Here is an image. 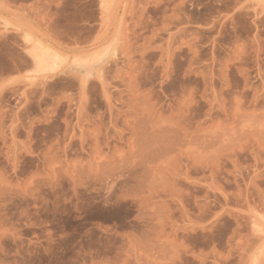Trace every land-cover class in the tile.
Segmentation results:
<instances>
[{
  "label": "rangeland",
  "instance_id": "rangeland-1",
  "mask_svg": "<svg viewBox=\"0 0 264 264\" xmlns=\"http://www.w3.org/2000/svg\"><path fill=\"white\" fill-rule=\"evenodd\" d=\"M0 264H264V0H0Z\"/></svg>",
  "mask_w": 264,
  "mask_h": 264
},
{
  "label": "bare ground",
  "instance_id": "bare-ground-1",
  "mask_svg": "<svg viewBox=\"0 0 264 264\" xmlns=\"http://www.w3.org/2000/svg\"><path fill=\"white\" fill-rule=\"evenodd\" d=\"M44 52H46V51H44ZM36 53V52H35ZM39 55V54H38ZM34 56L36 57V58H38L39 56H37L36 54H34Z\"/></svg>",
  "mask_w": 264,
  "mask_h": 264
}]
</instances>
